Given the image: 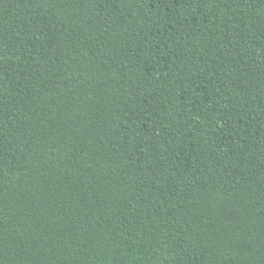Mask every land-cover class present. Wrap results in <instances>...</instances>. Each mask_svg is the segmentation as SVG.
I'll list each match as a JSON object with an SVG mask.
<instances>
[{
  "label": "trees",
  "instance_id": "16d2710c",
  "mask_svg": "<svg viewBox=\"0 0 264 264\" xmlns=\"http://www.w3.org/2000/svg\"><path fill=\"white\" fill-rule=\"evenodd\" d=\"M0 264H264V0H0Z\"/></svg>",
  "mask_w": 264,
  "mask_h": 264
}]
</instances>
